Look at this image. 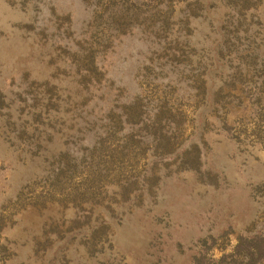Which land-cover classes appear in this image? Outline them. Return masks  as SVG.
Wrapping results in <instances>:
<instances>
[{
    "label": "rangeland",
    "instance_id": "374dc122",
    "mask_svg": "<svg viewBox=\"0 0 264 264\" xmlns=\"http://www.w3.org/2000/svg\"><path fill=\"white\" fill-rule=\"evenodd\" d=\"M240 236L264 0H0V264H224Z\"/></svg>",
    "mask_w": 264,
    "mask_h": 264
},
{
    "label": "trees",
    "instance_id": "16d2710c",
    "mask_svg": "<svg viewBox=\"0 0 264 264\" xmlns=\"http://www.w3.org/2000/svg\"><path fill=\"white\" fill-rule=\"evenodd\" d=\"M241 240H250L253 242V244L251 245L252 248L248 251V255L247 256H240L239 254H241L239 251L236 250L233 251L232 253L228 254V255H223V257L220 259V261H223L224 264H243V257L244 258H248V263L246 264H259V261L264 260V237L262 236H254V237H250V238H243V237H239L237 240V245L239 243H241ZM258 247V249H257ZM256 248V249H255ZM262 248V251L261 249ZM262 264V263H260Z\"/></svg>",
    "mask_w": 264,
    "mask_h": 264
}]
</instances>
